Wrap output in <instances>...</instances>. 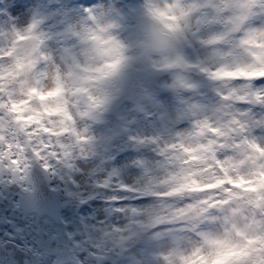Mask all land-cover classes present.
Masks as SVG:
<instances>
[{
    "label": "clouds",
    "instance_id": "9594fccd",
    "mask_svg": "<svg viewBox=\"0 0 264 264\" xmlns=\"http://www.w3.org/2000/svg\"><path fill=\"white\" fill-rule=\"evenodd\" d=\"M0 264H264V0H0Z\"/></svg>",
    "mask_w": 264,
    "mask_h": 264
}]
</instances>
